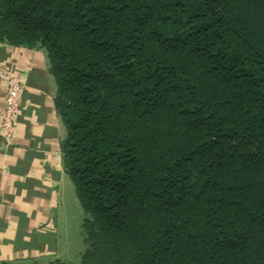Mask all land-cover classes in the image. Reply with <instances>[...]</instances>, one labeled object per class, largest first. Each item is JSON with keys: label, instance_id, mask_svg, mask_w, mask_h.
<instances>
[{"label": "trees", "instance_id": "trees-1", "mask_svg": "<svg viewBox=\"0 0 264 264\" xmlns=\"http://www.w3.org/2000/svg\"><path fill=\"white\" fill-rule=\"evenodd\" d=\"M0 43L49 60L79 264H264V0H0Z\"/></svg>", "mask_w": 264, "mask_h": 264}, {"label": "crops", "instance_id": "crops-1", "mask_svg": "<svg viewBox=\"0 0 264 264\" xmlns=\"http://www.w3.org/2000/svg\"><path fill=\"white\" fill-rule=\"evenodd\" d=\"M0 62L22 89L12 139L0 133V261L48 264L60 258L58 234L71 181L62 164L66 136L54 98L55 77L43 49L0 43ZM4 86L0 84V108Z\"/></svg>", "mask_w": 264, "mask_h": 264}, {"label": "rangeland", "instance_id": "rangeland-1", "mask_svg": "<svg viewBox=\"0 0 264 264\" xmlns=\"http://www.w3.org/2000/svg\"><path fill=\"white\" fill-rule=\"evenodd\" d=\"M64 211L65 216L62 215L61 218L57 242L60 250V260L70 264H79L80 255L86 248L82 231V222L85 215L78 203L72 183L70 192L66 195Z\"/></svg>", "mask_w": 264, "mask_h": 264}, {"label": "built area", "instance_id": "built-area-1", "mask_svg": "<svg viewBox=\"0 0 264 264\" xmlns=\"http://www.w3.org/2000/svg\"><path fill=\"white\" fill-rule=\"evenodd\" d=\"M0 84L4 86V100L0 108V133L8 142L16 130L22 83L16 71L4 62H0Z\"/></svg>", "mask_w": 264, "mask_h": 264}]
</instances>
